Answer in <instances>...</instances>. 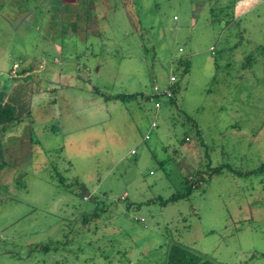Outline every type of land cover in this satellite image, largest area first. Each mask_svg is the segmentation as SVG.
Instances as JSON below:
<instances>
[{"label": "rangeland", "instance_id": "rangeland-1", "mask_svg": "<svg viewBox=\"0 0 264 264\" xmlns=\"http://www.w3.org/2000/svg\"><path fill=\"white\" fill-rule=\"evenodd\" d=\"M26 59L0 264H160L170 241L264 264V170L243 173L264 162V0H0V93ZM202 163L225 166L163 204Z\"/></svg>", "mask_w": 264, "mask_h": 264}, {"label": "trees", "instance_id": "trees-1", "mask_svg": "<svg viewBox=\"0 0 264 264\" xmlns=\"http://www.w3.org/2000/svg\"><path fill=\"white\" fill-rule=\"evenodd\" d=\"M183 63H184L183 72L186 73L188 72L189 65L187 60L183 61ZM24 70L25 68L19 70V72ZM32 80H33L32 77L26 76L24 83H21L19 86L15 87L14 91H12L11 94L5 96V92L1 91L0 93V154L3 151L2 138H4L5 134H7L8 131L15 128L17 125H19L21 122L24 121L25 119L23 117L24 114H27L26 116L32 115V111L30 109L31 105H29L30 104L29 97L34 92V88L37 89L36 87L33 86L34 82ZM39 84H41V82H39ZM177 87L178 86H176V88L175 87L173 88V83L170 84L169 88L172 91V95L170 97H165L160 93L159 94L151 93L150 95L145 97L149 99H153L154 102L159 101L160 106L164 104L165 101H167L170 104H174L175 92L177 90ZM137 94L143 96L142 92H139L136 94H116L113 97L125 99V98L134 97ZM205 165L206 167H203V163H202L195 169V172H193V175H195V179L194 177L191 178L185 177L184 181L187 184L185 187V191H178V193L176 194H171L169 197L161 199V202L163 204H166L172 200H178L187 197L190 194L192 188L197 185V182L206 181L208 179L207 176L210 177L211 175H213V173L220 172L221 168L225 166L222 165L220 167L218 166V167L210 168L209 163H206ZM1 166L2 164L0 159V169ZM209 168L211 170H207ZM263 170H264V162L257 168L249 169L248 171L245 172L239 171V173L241 174V172H243L244 174H252ZM160 264H224V263L208 258L207 256H204L203 254L194 251L193 249L185 246L180 242L170 241L166 247V250L164 252Z\"/></svg>", "mask_w": 264, "mask_h": 264}, {"label": "crops", "instance_id": "crops-1", "mask_svg": "<svg viewBox=\"0 0 264 264\" xmlns=\"http://www.w3.org/2000/svg\"><path fill=\"white\" fill-rule=\"evenodd\" d=\"M30 60H31V58H30ZM13 64H12V67L10 68L11 71H9L10 74L8 75L12 79L13 82L10 84L9 90H7V89L5 90V96H7L8 94H11V92L14 91L15 87L19 86L21 83H24L26 76L33 77V75L36 72L37 73L39 72L38 67L36 69L35 65L31 66L29 59H26L25 63H24V61L22 63H17L16 68L13 67ZM38 65H40V64H38ZM23 68H25V70L19 72V70H22ZM37 85H39V83ZM19 125H17L15 128L8 131L7 134L12 135L17 130Z\"/></svg>", "mask_w": 264, "mask_h": 264}, {"label": "built area", "instance_id": "built-area-1", "mask_svg": "<svg viewBox=\"0 0 264 264\" xmlns=\"http://www.w3.org/2000/svg\"><path fill=\"white\" fill-rule=\"evenodd\" d=\"M13 67L16 68L17 67V63H14L13 64ZM175 82V77L173 75L170 76V81L168 83V85H166L165 87H160L158 85H154L153 86V93H157V94H161V95H164L165 97H170L172 95V91L171 89L169 88L170 84L174 83ZM154 107L157 109L160 107V102L159 101H155L154 102ZM152 126H155L156 123L153 121L152 123ZM148 135H145V138H147ZM132 153H134V150L131 151Z\"/></svg>", "mask_w": 264, "mask_h": 264}]
</instances>
